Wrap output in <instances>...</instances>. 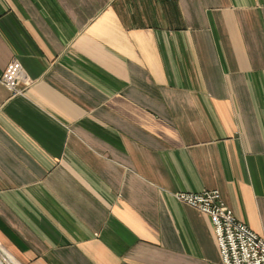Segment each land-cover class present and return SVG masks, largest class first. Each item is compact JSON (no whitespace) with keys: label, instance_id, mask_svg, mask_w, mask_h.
Returning a JSON list of instances; mask_svg holds the SVG:
<instances>
[{"label":"crops","instance_id":"0c3cea01","mask_svg":"<svg viewBox=\"0 0 264 264\" xmlns=\"http://www.w3.org/2000/svg\"><path fill=\"white\" fill-rule=\"evenodd\" d=\"M214 190L264 238V0H0L9 264H223Z\"/></svg>","mask_w":264,"mask_h":264},{"label":"built area","instance_id":"2783aa9c","mask_svg":"<svg viewBox=\"0 0 264 264\" xmlns=\"http://www.w3.org/2000/svg\"><path fill=\"white\" fill-rule=\"evenodd\" d=\"M1 82L14 96L24 93L21 85L31 84L27 72L17 60L9 64ZM176 197L210 217L223 264H264V238L238 221L234 211L223 202L219 191L179 193Z\"/></svg>","mask_w":264,"mask_h":264},{"label":"rangeland","instance_id":"374dc122","mask_svg":"<svg viewBox=\"0 0 264 264\" xmlns=\"http://www.w3.org/2000/svg\"><path fill=\"white\" fill-rule=\"evenodd\" d=\"M1 249H0V251H1ZM8 259H10V257L2 250L1 254H0V264H9V262L7 261ZM11 262H12V260H11Z\"/></svg>","mask_w":264,"mask_h":264}]
</instances>
